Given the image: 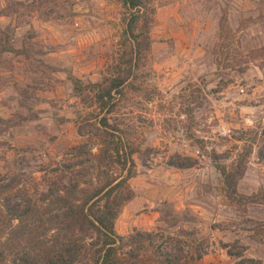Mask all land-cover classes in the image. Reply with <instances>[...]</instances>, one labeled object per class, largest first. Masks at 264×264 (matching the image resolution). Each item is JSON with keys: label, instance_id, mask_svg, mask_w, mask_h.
<instances>
[{"label": "rangeland", "instance_id": "1", "mask_svg": "<svg viewBox=\"0 0 264 264\" xmlns=\"http://www.w3.org/2000/svg\"><path fill=\"white\" fill-rule=\"evenodd\" d=\"M148 2L150 55L122 103L143 151L115 223L122 253L137 264H233L227 253L264 264V203H230L210 160L251 149L237 191L264 193V0ZM121 13L115 0H0V38L18 52L0 53V235L9 196L39 197L80 135L95 143L90 85L116 61ZM183 158L196 165L170 166Z\"/></svg>", "mask_w": 264, "mask_h": 264}, {"label": "trees", "instance_id": "2", "mask_svg": "<svg viewBox=\"0 0 264 264\" xmlns=\"http://www.w3.org/2000/svg\"><path fill=\"white\" fill-rule=\"evenodd\" d=\"M115 1L122 10L116 61L101 83L90 85L95 108L101 115L96 123L99 134L95 143L80 135L84 142L67 149L65 161L58 163L52 173L43 174L46 190L39 197L33 198L26 191L20 205L7 198L0 264H137L134 255L122 253L123 245L129 242L124 243L115 231L122 208L134 198L129 187L136 176L134 156L143 154L132 127L122 120V103L127 93L136 91L132 78L144 70L143 61L150 55L155 9L148 0ZM0 53L18 54L1 38ZM115 112L116 124H111ZM250 154L251 149L245 155H235L228 164L210 156L222 178L224 197L237 206L264 203L263 192L244 197L237 191ZM257 157L264 163V152ZM195 165L183 158L170 166L189 169ZM145 239L151 238L145 235ZM227 254L233 264H256L240 254Z\"/></svg>", "mask_w": 264, "mask_h": 264}, {"label": "crops", "instance_id": "3", "mask_svg": "<svg viewBox=\"0 0 264 264\" xmlns=\"http://www.w3.org/2000/svg\"><path fill=\"white\" fill-rule=\"evenodd\" d=\"M117 224V223H116ZM125 232H127V229H125Z\"/></svg>", "mask_w": 264, "mask_h": 264}]
</instances>
